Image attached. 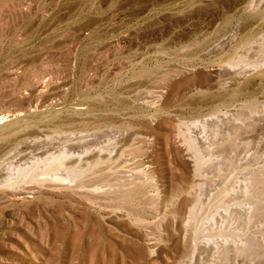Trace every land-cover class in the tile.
Wrapping results in <instances>:
<instances>
[{"label":"rangeland","instance_id":"obj_1","mask_svg":"<svg viewBox=\"0 0 264 264\" xmlns=\"http://www.w3.org/2000/svg\"><path fill=\"white\" fill-rule=\"evenodd\" d=\"M0 264H264V0H0Z\"/></svg>","mask_w":264,"mask_h":264},{"label":"bare ground","instance_id":"obj_2","mask_svg":"<svg viewBox=\"0 0 264 264\" xmlns=\"http://www.w3.org/2000/svg\"><path fill=\"white\" fill-rule=\"evenodd\" d=\"M1 119H2V118H1ZM205 123H206V122H205ZM204 125H205V124H204ZM202 127H203V125H202ZM192 140H193V139H192ZM192 140H191V141H192ZM193 141H194V140H193ZM189 142H190V140H189ZM195 142H196V141H195ZM190 144H191V143H190ZM26 173H27V172H26ZM26 173H25V174H26ZM10 180H11V179H10Z\"/></svg>","mask_w":264,"mask_h":264}]
</instances>
